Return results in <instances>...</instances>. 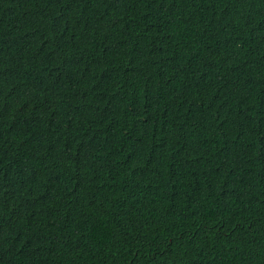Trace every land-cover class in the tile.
<instances>
[{
	"label": "trees",
	"instance_id": "obj_1",
	"mask_svg": "<svg viewBox=\"0 0 264 264\" xmlns=\"http://www.w3.org/2000/svg\"><path fill=\"white\" fill-rule=\"evenodd\" d=\"M0 264H264V0H0Z\"/></svg>",
	"mask_w": 264,
	"mask_h": 264
}]
</instances>
